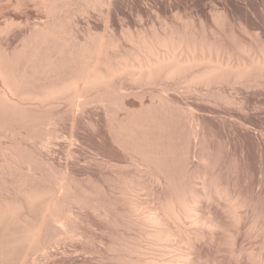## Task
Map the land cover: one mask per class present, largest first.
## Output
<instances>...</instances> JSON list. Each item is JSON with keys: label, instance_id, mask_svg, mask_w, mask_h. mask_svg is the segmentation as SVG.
<instances>
[{"label": "rangeland", "instance_id": "obj_1", "mask_svg": "<svg viewBox=\"0 0 264 264\" xmlns=\"http://www.w3.org/2000/svg\"><path fill=\"white\" fill-rule=\"evenodd\" d=\"M1 1L4 15L17 19L0 36L4 55L9 58L21 55L26 47L29 49L36 24L51 22L62 23L82 43L89 40L90 32L115 41L118 47L110 51L112 57L132 50L131 37L173 33L209 42L223 55H231L233 61L261 55L264 50V0H105L101 5L96 0H67L64 9L60 5L53 17L44 6L28 1L21 2L19 8L18 0ZM53 48L41 50L42 56L59 59L58 50ZM25 60L21 58L20 69L28 66ZM37 83L32 87L39 88L46 82ZM215 88H200L197 93L184 89L172 92L171 97L182 107L195 105L201 111L198 118L203 115V120L198 121L200 132L195 137L183 130L176 146L159 152L158 165L147 163L133 151L112 146L107 113L98 103L75 114L66 108L67 104L60 103L51 110L41 109L40 114H29V118L26 113L21 114L27 120H21L18 114L12 116L11 112H5L6 116L3 113V117L0 114V160L10 163L0 172V207H19L14 217L0 224V264H137L141 259L158 257L163 248L154 246L155 240L147 234L153 229L146 221L148 214L158 212L159 208L161 213L162 204L173 189L194 184L202 193V183L211 181L228 190L231 202L239 205V214L234 216L233 208L227 207L230 200L224 203L211 197L208 204L207 198H203L201 206L203 202L205 206L200 207V212L213 216L216 225L211 230L186 222L184 230L191 232L187 234L195 236V231L201 232V237L190 245L195 248L188 246L189 250L197 259L201 253L200 259L209 264H264V75ZM130 100L140 101L134 95ZM45 120L50 121L47 128L56 137L49 146L41 143L46 133L42 128ZM131 183L138 192H127ZM30 192H44L61 199L62 213L73 211L66 231L44 221L40 206L29 209L26 194ZM132 203L137 210H133ZM217 216L219 220H215ZM202 227L206 231L202 232ZM30 229L39 238L31 250L24 239ZM234 250L240 251L241 256L236 252L234 255Z\"/></svg>", "mask_w": 264, "mask_h": 264}, {"label": "bare ground", "instance_id": "obj_2", "mask_svg": "<svg viewBox=\"0 0 264 264\" xmlns=\"http://www.w3.org/2000/svg\"><path fill=\"white\" fill-rule=\"evenodd\" d=\"M11 1L12 0H7L6 2L12 3ZM23 1H28L31 2V4L34 3L38 6H44L51 16L60 8V5L63 6L64 9V6L67 4V0H18L16 2V4L18 3V8L21 6V2ZM104 1L105 0H96L95 3L101 5L105 3ZM0 2L2 3L1 0ZM13 8L16 7H12V9ZM4 12L1 8L0 36L5 35L9 27L17 22V19L14 20L11 17L8 18L9 16H5ZM14 14L16 13L14 12ZM130 41L133 46L130 52L124 55L122 54L112 57L110 51L116 50L118 47L115 41L104 35H97L90 32L89 40L86 43H82L81 41H78L74 32H69L62 23L51 22L36 24L33 34L31 35V41L29 44L27 43L29 49H27V47L24 48L20 53L21 55L16 54V57L13 56L14 58L10 57V59L7 55H4L5 52L2 48V43L0 42L1 116L3 113L5 114L4 116H6L8 115L6 113L11 112V115L13 113L12 116H17L18 114L21 120H27L26 117L29 118V114L32 116H34V114L37 115L36 113L40 114L42 112L41 109L46 108L47 110H51L56 108L58 104L61 105L60 103L67 104L65 105L66 108L68 106L69 110L75 114L76 112L78 113L85 109L90 104L98 103L105 108L107 113L106 116L108 117L112 146L128 150L129 152L133 151L135 154L141 155L147 163L158 165L160 160L159 152L161 153V151L166 148L176 146L177 137L183 130H189L190 135L195 137L197 132L200 130V124L198 121L200 122L203 120L200 119L203 116L202 114V116L200 117L199 115L200 118H198L197 114L198 112L201 113V111L194 107L195 105L192 106L188 104L186 107H182L179 101L177 102L180 105L173 100L171 97L172 92L173 94H176L178 91L184 89L188 93H197L200 88L212 89L215 87H222L224 85L237 84L248 79L250 80L252 77L264 75V50L261 55L254 56V54L253 56L248 57L244 54L246 58H238V61H233L231 55H223V52H221L220 49L215 47L213 44L205 41H197L193 38L185 36L184 34H153L152 36L139 35L136 39L131 37ZM51 46L52 48L54 47L58 50L59 59H53L48 55L42 56L41 50ZM28 50L31 51L29 55H27ZM245 51L246 50H244L243 53H245ZM40 56H42V58ZM21 58H25V61L27 62L26 65L28 64V68L26 67L24 70L19 68ZM41 80H45L46 83L39 86V88H33V85L38 84L37 82H40ZM132 95L137 97L140 101L136 103L135 101L130 100V96ZM28 104L32 107H28ZM34 109L37 112L34 111ZM29 110L34 113L32 114ZM25 113L26 117H24V119L21 114L25 116ZM49 125L50 121L46 120L42 124V128L46 130V133L41 138L43 146H49L53 139L56 138L54 136L55 133L49 131L50 129L47 128ZM201 133L203 134V132ZM106 140L108 139L106 138ZM108 155L109 154L107 153L106 157ZM110 159L113 158L110 157ZM6 165L9 166L10 163L8 161L2 163L0 160V172ZM196 180L199 179L196 177ZM145 183L143 185H145ZM202 184V193L194 184L188 187L186 186V188L173 189L170 196L167 197L166 200H164V204H162V212L159 213V209H161L159 208L157 209L158 212H151L148 214L146 221L151 224V227L153 226V229L147 234L155 240L157 245L154 246L158 247L160 245L161 248H163V253L158 255V257L153 255V258L141 259L137 264H209L206 262L207 260L203 262L200 259L201 253L200 255L198 254L200 258L197 259L195 257V253L189 250L188 246L192 244L194 245V241L201 237L199 234L201 232L197 233V231H195L196 235L194 234L195 236H193V234L191 235V232L187 230L190 232L189 234L191 236H189V234H187L188 232H185L186 229L184 230L186 226L185 224L186 222H190V224L195 225V227H199V225L202 224L205 228L212 230V228L216 225L214 218H212L213 216L204 215L200 212V207L205 206V202H203L204 205L201 206V202L204 200L203 198H207L208 200V198L217 197L221 201L224 200V203H228L231 197L228 190L222 187V185L220 187L219 183L215 181H211L210 183L203 182ZM138 185H141V183ZM135 188L136 186L131 183L126 187V190L127 192L133 193V191L136 190ZM38 192H30L29 194H26V203L29 209L40 206L42 208V219H44V221H50L57 225L59 229L66 231L68 229V224L72 219V215H70V213H73V211L70 213H62L61 199L52 198L49 194L44 192ZM234 198L235 197H233L232 201ZM146 199H148V197L145 198V200ZM209 200L212 201L213 199ZM209 200L208 204L210 202ZM218 202L220 201L218 200ZM231 203H229L230 205L227 207L233 208L232 213L235 214L234 216H238L237 214L239 213L236 211L239 206L238 203ZM220 204L223 205V203ZM17 205L13 204V206L5 205L6 207H0V224H2L8 217H14L18 213L19 207ZM141 205L139 204V207ZM216 206L214 205V207ZM206 207H208L207 204ZM132 208L133 210H137L135 203H132ZM222 208L224 207L222 206ZM210 211H212V209ZM207 214L211 213L209 212ZM234 216H231L232 219ZM218 218L219 217L217 216L215 220ZM235 219L237 220V218ZM236 220L234 221L237 222ZM39 229H41V226ZM200 229L203 230L202 232L206 231L203 227ZM38 233L39 232H37V234ZM213 235L216 234L214 233ZM204 236L205 235H203V237ZM211 237L213 238V236ZM24 239L25 242L30 244L29 247L31 250L32 245L37 240L35 230H28ZM238 243L239 241L237 244ZM133 247H135V245ZM192 247L195 248V246H190V249H192ZM126 249L128 250V248ZM237 250H239L238 247ZM131 252L132 251H130V253ZM234 252H236V250H234L233 253ZM239 252L240 251L236 252L237 255ZM210 257L212 258V256ZM237 260L239 259L237 258L236 261ZM232 262H235V260ZM250 263L252 262L250 261Z\"/></svg>", "mask_w": 264, "mask_h": 264}]
</instances>
